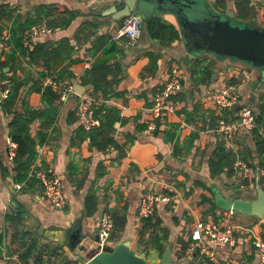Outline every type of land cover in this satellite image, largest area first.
Masks as SVG:
<instances>
[{
  "label": "crops",
  "instance_id": "obj_1",
  "mask_svg": "<svg viewBox=\"0 0 264 264\" xmlns=\"http://www.w3.org/2000/svg\"><path fill=\"white\" fill-rule=\"evenodd\" d=\"M114 1L0 0V3L8 5L7 14L0 19L3 26L1 35L7 38L8 45L0 53V61H4L11 50L10 29L23 24L28 18L38 17L39 6L66 8L73 14L71 22L65 27L51 28V32L45 37L34 38L29 47L33 48L35 44L45 41L59 42L67 39L72 47L71 59L75 61L68 67L72 77L60 81L71 83L73 78L82 84L81 78L89 69L85 67L86 63L91 67L96 56L100 55L101 48L109 42L111 34L123 20L119 22L99 16L100 11ZM209 1L214 3L216 0ZM234 1H231V6L225 1L223 10H232L236 16ZM252 6L250 5V10ZM215 8L222 9L218 6ZM53 15L58 18L62 16L59 12ZM157 16L177 28L171 15ZM244 20L263 25V8L257 18L250 11ZM116 45L120 51L111 60L110 63L114 65L113 72L106 78L110 79L113 74L121 76L116 90L122 95L108 99L105 103L118 110L119 121L114 123L115 129L109 135L121 148L115 149L107 144L103 149H97L91 145L87 136L82 137V133L75 134L77 126L82 125L85 119H91L90 115L82 119L75 112L83 97L94 99L90 95V84H86L90 87L82 96L75 94L65 103L55 102L57 114L54 129H47L49 137L46 142L35 146L37 155L32 165L41 166L60 177L66 199L64 208L57 209L49 204L38 182H19L13 161H9L6 154L7 141L11 140L8 123L12 115L4 112L0 106V264H83L80 259L66 257L64 249L58 247L63 240V231L75 221L81 220L84 233H95L101 214L110 211L124 214L126 222L120 232L112 237L110 233L109 243L114 245L129 239L131 248L135 247L136 252L142 255L143 250L150 247V242H138L141 222L137 208L141 198L151 194L168 198L167 202H158L155 205L154 213L160 218L161 224L169 229L167 244L171 248V260L174 264H255L254 247L243 232L234 230L236 246L216 248L217 256L214 261L201 254L197 248L190 250V233L197 220H208L222 227L252 228L263 237L262 223H258V220L255 219V222L248 225L239 223L240 220L249 222L254 217L214 209L209 200L213 197L209 195L212 191L208 187L216 188L214 182L223 178L229 184L250 191L255 185L264 189V168L258 163L249 134L243 132L236 137L246 139L243 144L242 141L238 142L239 139L232 141L235 138L226 142L215 130H209L210 123L216 121L211 100L221 85L236 86L240 91V103L252 98L251 105L256 113L258 107L264 105V92L251 85V79L246 72L231 65L227 66L222 61L221 69L214 68L210 60L213 57L207 55L201 57H206L205 62L212 65L211 79L202 80L198 73L192 75L189 65L183 59L185 50L180 38L164 45L159 39L150 37L142 23L133 47H125L120 43ZM148 53L157 57L155 71L148 69ZM65 64L66 62L54 65V73L57 74ZM172 66L180 67L182 84L181 91L172 97L176 110L166 113L158 120V129L146 131L152 97ZM5 68L9 70L8 67ZM16 70L19 75L30 74L37 81L45 73L42 64L31 65L26 58H22ZM51 74L57 77L56 74ZM5 82L0 81V85ZM30 85L29 83L20 87L14 111L23 112V104L34 110L45 107L41 91L29 90ZM97 98L99 100L101 97ZM197 107L204 114L196 112ZM71 111H74L73 115H70ZM210 114L214 121L207 125ZM73 117H77L76 121L71 122ZM40 122L35 119L30 123L31 137H36L41 130ZM218 140L223 142L227 150L235 153H242L246 149L250 151L251 155L246 157L251 168L249 176H244L233 167L231 176L211 174L208 159ZM175 145L178 146L176 150ZM172 174H175V178L170 182L168 176ZM89 189L95 191L97 209L91 216H84V199ZM227 193L229 195L230 192ZM206 206H211L216 210L215 213H206ZM19 210L24 212L18 215L16 213ZM179 238L188 242L189 246L183 255L178 256L175 253L180 248L177 242ZM159 259L156 251L150 248L147 261L157 262Z\"/></svg>",
  "mask_w": 264,
  "mask_h": 264
},
{
  "label": "trees",
  "instance_id": "obj_2",
  "mask_svg": "<svg viewBox=\"0 0 264 264\" xmlns=\"http://www.w3.org/2000/svg\"><path fill=\"white\" fill-rule=\"evenodd\" d=\"M250 3L251 0L234 1L236 18L244 20L250 14ZM214 5L215 7L218 6L224 9L225 1L216 0ZM7 6V3H0V19L7 14ZM55 12L61 13L62 16L60 18L54 16L53 14H55ZM37 15L38 17L28 18L23 24L15 25L13 29H10L9 41L11 44V50L6 54V59L0 61V81L5 80L7 82L0 86L2 89H8L6 97L0 101V106L4 112L12 115L11 120L8 123L9 136L10 139L17 144L15 156L12 160L14 169L18 174L19 182L29 180L31 183L37 182L35 178L28 177L30 166L34 163L37 155L35 146L36 144L42 145L46 142L49 137L47 129H54L53 125L56 121L57 114L55 102H58V95L50 89H46L41 91L42 102L45 105L43 109L34 110L27 106L25 107V104H23V112L18 113L14 111L18 101L17 96L20 87L30 83L29 90L40 92V81L33 80L30 74L19 75V73L16 72L17 65H19L22 58H26L29 64H42L46 72L56 74L54 73V65L66 62L65 66H63L56 74L58 80H64L72 77L68 67L75 61V59H71L72 47L67 39H62L59 42L45 41L37 43L33 48L23 47L22 35L24 31L32 25L44 21L48 27L54 29L55 27L67 26L73 19V14L69 10L66 8L59 9V7L54 5L39 6L37 9ZM43 18L45 20H43ZM120 24L121 22L118 25ZM142 25L150 37L159 39L164 45L180 38L178 29L173 24L162 20L159 16L153 15L142 19ZM2 31L3 26L0 24V34ZM100 39L102 40L103 36ZM119 51L120 48L116 43L112 41L110 42L109 38V42L101 48L100 55L96 56L91 67L81 78L83 85H91L92 90L90 95L94 97V102L89 107L86 115H90L91 119L97 120L98 124L92 125L88 129H85L83 125H79L76 127L75 134L82 133V137L87 136L91 145L95 146L97 149H103L107 144L112 145L115 149L121 148L109 135V133L113 132L115 129L114 123L119 121L118 110L105 103L108 99L122 95L120 91L116 90L121 76L113 74L110 79L106 78L108 74L113 72L114 65L110 62ZM148 56L150 58L148 69L150 71H155L157 68V57L153 53H148ZM205 61L206 57H201L190 61L187 64L189 65V71L192 75L198 73L202 80H210L212 77V65ZM5 67L9 68L7 72H4ZM44 74H42V76ZM97 96H100L101 98L98 100ZM195 111H200L204 114V112H202L203 110L199 107L195 108ZM75 112L77 113V110H75ZM73 114L74 111H71L70 115ZM76 118L77 117H73L71 122L76 121ZM35 119L41 121V130L37 133V136L33 138L29 134V125ZM211 121H214V117L210 114L207 119V125H209ZM247 134H249L254 144V152L258 157V163L264 168V105L258 107V111L255 113V125ZM177 148L178 146L175 145L174 150ZM247 155H251L248 149L242 153H235L231 150H227L223 142L218 140L208 159L209 170L213 176H218L220 174L231 176L235 160L238 158L248 164L246 158ZM208 189H210V187H208ZM209 200L211 206L214 209H217L213 197ZM96 209L97 197L95 191L89 189L84 199L83 214L84 216H91ZM108 213L113 222V228L111 231L112 237L115 233L120 232L124 228L126 218L124 214L117 212L110 211ZM140 222L141 226L138 230V242H150V247L144 249L141 256L147 260L150 248H153L158 256H161L165 246L168 245L167 239L169 229L161 224L160 218L155 213L147 218H141ZM261 235L264 237V223L261 224ZM177 242L180 244V248L175 254L178 256L183 255L188 248L189 243L184 242L181 238H179Z\"/></svg>",
  "mask_w": 264,
  "mask_h": 264
},
{
  "label": "water",
  "instance_id": "obj_3",
  "mask_svg": "<svg viewBox=\"0 0 264 264\" xmlns=\"http://www.w3.org/2000/svg\"><path fill=\"white\" fill-rule=\"evenodd\" d=\"M261 2L264 11V0ZM132 13H140L142 19L157 14L171 15L185 50L186 64L203 55L211 56L227 66L239 67L249 75L251 85L264 92V24L240 20L232 10L215 8L209 0H115L99 16L117 21ZM70 82L78 96L90 87L73 78ZM215 129V123L211 122L209 130ZM210 189L217 210L250 215L259 221L264 219V189L260 185H255L245 197L225 195L212 186ZM20 212L24 210L16 214ZM60 243L58 247L64 249L66 257L80 259L85 264H171L169 245L157 263H150L132 250L129 239L100 246L97 230L84 233L81 220L63 231Z\"/></svg>",
  "mask_w": 264,
  "mask_h": 264
},
{
  "label": "built area",
  "instance_id": "obj_4",
  "mask_svg": "<svg viewBox=\"0 0 264 264\" xmlns=\"http://www.w3.org/2000/svg\"><path fill=\"white\" fill-rule=\"evenodd\" d=\"M233 1V0H231ZM250 5H254L251 0ZM142 18L137 14H130L123 18L120 25L111 34L112 42L120 43L125 47H133L140 34V25ZM51 32L45 23L32 25L26 29L22 35L23 47H29L31 40L34 38H42ZM7 38L0 34V53L7 48ZM86 68H90V64L86 63ZM180 67L172 66L168 69L164 76V80L156 93L152 97L151 106L149 108L150 117L146 122V131H153L158 128V120L166 113H173L176 110L172 97L182 89L180 80ZM40 91L50 89L58 95V102L65 103L68 98L75 95L72 83L58 80L54 75L45 71V74L40 78ZM8 89L0 87V99H4ZM240 94L236 86L231 84H223L219 87L211 100V108L216 116L215 131L226 142H230L243 132L248 133L255 125V110L250 105L240 103ZM94 102L91 97L84 98L77 105V113L82 119L86 118V113ZM98 121L94 119H85L83 127L88 129L92 125H97ZM17 144L12 140L7 141V158L12 161ZM233 168L240 170L244 176H249L251 168L241 160L236 159ZM29 177H33L41 185L44 198L49 204L57 209H62L66 205L64 190L62 188L61 179L59 176L44 169L41 166L32 165L28 173ZM168 198L159 195L151 194L141 198L138 203L137 214L139 219L151 216L155 211V205L158 202H167ZM98 243L104 246L109 243L110 233L113 227L112 218L109 213L101 214L98 223ZM234 230L243 232L249 237L251 245L254 247L255 264H264V237L256 234L252 228H236L222 227L213 221L197 220L190 233L192 241L190 250L199 249L201 254H204L209 260L216 259V248L236 246V237ZM85 264V263H83Z\"/></svg>",
  "mask_w": 264,
  "mask_h": 264
},
{
  "label": "rangeland",
  "instance_id": "obj_5",
  "mask_svg": "<svg viewBox=\"0 0 264 264\" xmlns=\"http://www.w3.org/2000/svg\"><path fill=\"white\" fill-rule=\"evenodd\" d=\"M225 1H227L228 3H230V6H231V0H225ZM212 6L214 7V3L212 2ZM261 8H263V6L261 5V0H255L254 1V5L252 6V8H251V13H252V15L255 17L256 16V18L258 17V15H259V13L261 12ZM139 14V16L141 15L140 13H138ZM142 16V15H141ZM140 16V17H141ZM143 17V16H142ZM141 17V18H142ZM185 58V56H183V59ZM211 60V63L213 62V67L214 68H217V69H221V62H219L218 60H216V59H210ZM220 60V59H219ZM235 68H239V67H237V66H235ZM229 72V71H228ZM227 73V72H226ZM244 77V76H243ZM242 78V77H241ZM244 79H245V77H244ZM251 103H252V98H249V99H247V101H243L242 102V104H244V105H250V106H252L251 105ZM242 134H240L239 136H241ZM239 136H237V137H239ZM239 139V140H238ZM238 139H233L232 141H236V140H238V142H240V141H242V143L243 144H245L246 143V139H244V138H238ZM175 178V174H172V175H170V176H168V180H170V182H172V180ZM214 184H215V186H216V188L219 190V191H221L222 193H224V194H226V195H228V193L227 192H230V193H232V194H235V195H240V196H243V197H245V196H247L248 194H249V192H250V190L249 189H247V188H240L238 185H233V184H229L228 182H226L223 178H221V179H218V180H216V182H214ZM210 185V184H209ZM226 192V193H225ZM210 195V197H212V194L210 193L209 194ZM181 197L182 198H185L183 195H181ZM199 199V197L197 198V200ZM208 204V203H207ZM207 207V206H206ZM206 213H210V214H214L215 213V211L216 210H213L212 209V207L211 206H209V207H207L206 208V210H204ZM257 220V219H256ZM255 220V218H252L251 219V221H249V222H245V221H243V220H240V222L239 223H242V224H246V225H248V224H252L253 222H255L256 221ZM258 223H264V219L263 220H261V221H259L258 220ZM229 248V247H228ZM132 250H134L135 252H136V249H135V247H132ZM137 253V252H136ZM148 262H150V263H157V262H152V261H148ZM171 264H174V261H172L171 260Z\"/></svg>",
  "mask_w": 264,
  "mask_h": 264
}]
</instances>
